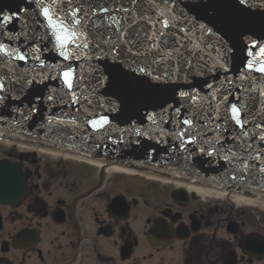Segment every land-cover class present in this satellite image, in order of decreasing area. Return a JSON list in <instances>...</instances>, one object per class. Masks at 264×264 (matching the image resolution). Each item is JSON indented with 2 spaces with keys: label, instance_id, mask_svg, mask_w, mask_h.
<instances>
[{
  "label": "water",
  "instance_id": "95a60500",
  "mask_svg": "<svg viewBox=\"0 0 264 264\" xmlns=\"http://www.w3.org/2000/svg\"><path fill=\"white\" fill-rule=\"evenodd\" d=\"M176 8L184 12L190 22L198 21L211 30L214 35L205 34L201 47L208 44L219 48L221 55L227 60V72L217 67L224 61L213 47H208L204 55L213 71L205 69L201 72L197 65L194 73L184 80L165 85L163 91L143 88L133 96L112 87L109 83L111 77L99 85L92 79L93 75L109 73L112 65L110 58L89 60L87 63L77 59L73 62V67L84 79L78 82L80 87L74 88V91L77 96L86 95L87 99H81L77 105L69 107L67 102L72 98L71 94L64 96L65 103L59 102V97L55 96L61 89L62 81L59 78H48L55 73V69H40L38 61L24 64L12 60L9 67L12 68L10 75L14 83H9L5 78V91L13 88L16 91H11V98H6L0 104V136L90 155L135 170L264 198V172L260 171L264 167V141L260 139L264 135V74L249 73L246 69L247 61L253 58L248 56L253 41L257 43L254 55L259 52L260 47H264V0H244V3L240 0H177ZM0 11L13 17L7 22L0 18V43L21 51L39 46L41 59L47 65L67 63L61 61L51 50L52 45L47 40H40L44 29L36 21L43 22V17L36 15L39 9L32 0H0ZM207 53H211V56ZM213 60L216 64H213ZM34 63L36 71L32 72L30 70ZM89 64L96 65L98 73H94ZM8 70L6 67L2 71ZM188 71L191 72V69ZM41 72L44 78L31 85L25 84L21 78ZM225 77L228 79L225 80ZM208 84L213 87L209 88ZM21 87L22 94L18 91ZM242 88L250 89L244 95L253 98L250 102L246 100V106L250 103L252 107L251 114L244 116L247 135H238L239 129L231 132L233 127L238 128L234 121L229 122L228 131L223 128L212 131L217 124L223 123L224 106L229 102L236 103L233 96L222 100V94L231 90L235 95H241ZM172 89L189 91L193 95L198 92L194 106L200 105L209 112L212 111L210 103L218 105L217 112L221 118L209 122L205 135L196 137L195 145L186 144L183 148H174L180 142L172 135L177 128L172 107H179L181 98L173 95ZM50 92L54 94L53 101L47 100ZM37 96L40 97L39 100H36ZM33 104L37 111L29 113ZM169 104L172 107H168ZM161 105L168 107L164 114V121L168 122L161 121L157 115L159 124L154 126L144 116L148 112L159 114ZM239 106L237 103V107ZM183 112L184 109H181V115ZM22 113L28 114V118L24 119ZM101 117L109 120L110 124H98L99 130H96L89 122L100 121ZM134 127L150 134L135 136L132 133ZM217 141L233 147L231 155L223 150L215 151L212 145L215 144V148L219 149ZM245 145L248 146L250 155L243 153ZM208 152L214 154L208 155ZM242 154L247 157L245 161L239 159ZM255 156L259 159L254 161ZM2 190L0 188V194H3Z\"/></svg>",
  "mask_w": 264,
  "mask_h": 264
},
{
  "label": "flooded vegetation",
  "instance_id": "af4514ba",
  "mask_svg": "<svg viewBox=\"0 0 264 264\" xmlns=\"http://www.w3.org/2000/svg\"><path fill=\"white\" fill-rule=\"evenodd\" d=\"M0 164L20 183L0 199V264H264L245 246L264 237L223 225L216 198L18 146Z\"/></svg>",
  "mask_w": 264,
  "mask_h": 264
},
{
  "label": "snow or ice",
  "instance_id": "6c2138e0",
  "mask_svg": "<svg viewBox=\"0 0 264 264\" xmlns=\"http://www.w3.org/2000/svg\"><path fill=\"white\" fill-rule=\"evenodd\" d=\"M35 7L39 9L36 15L43 17V22L37 20L36 23L44 29L40 40H47L51 45V50L56 53L61 61L54 65H47L41 59V49L25 48L21 51L15 47H8L0 43V104L6 98H11L10 89L5 91L6 85L4 79L7 78L9 83H14L11 79L12 68L9 67L12 60L27 64L29 61L39 62L40 69H55V73L48 78L62 81V86L55 96L59 97V102L65 103L64 96L71 94L68 106L77 105L81 99H87L86 95L77 96L74 88L80 87L79 81L84 77L80 75L73 67V62L77 59L88 62L89 60H100L110 58L112 65L107 75H93L92 79L97 85L109 81L110 85L118 90L125 91L135 96L143 88H151L157 91L165 90V85L186 79L196 71L198 65L203 72L205 69L213 71L212 65L204 55L206 48L213 47L220 59L224 61L217 67L225 68L227 60L221 55L220 49L214 45L205 44L201 47V42L205 34H212L210 29L199 24L198 21H189L185 13L178 11L176 8L177 0H32ZM244 3V0H240ZM0 18L3 22L10 21L13 17L4 15L0 11ZM214 35V34H212ZM11 39V37L9 38ZM257 43L253 41L248 50V56L253 57L246 63V69L249 73L259 72L264 74V47L259 48V52L254 55L253 50ZM103 54V55H101ZM211 56V53H207ZM226 55V53H225ZM213 64L216 61L213 60ZM22 65H17L21 67ZM8 68V72H3V68ZM94 73H98L96 65L89 64ZM191 69V72L188 70ZM36 71V65L30 70ZM147 77L148 79H144ZM25 84H33L44 78L43 73H37L34 76L21 77ZM228 78L225 77V80ZM231 83V81H228ZM212 88V84L207 85ZM64 89L67 91L65 92ZM19 93H23L21 87ZM250 89L242 88L241 95H235L231 90L222 94L221 99L227 100L228 96H233L236 103L229 102L223 108L222 124H217L212 131H219L223 128L228 131L230 121H234L235 126L231 132H238V135H247L245 115H250L252 107L250 103L246 106V100L250 102L251 97H245V93ZM63 93V94H61ZM175 96L181 98L179 107H172V112L177 122V128L172 133L174 138L180 142L174 145V148H183L186 144H196V137H203L209 122L213 119H220L218 114V105L210 103L212 111L205 110L202 106H194L196 95L189 91L172 89ZM40 97L37 96L36 100ZM48 101L54 100V94L50 92L47 96ZM237 103L240 105L237 107ZM168 107L161 105L159 114L148 112L144 119L151 121V124L158 126L160 120L164 121V114L167 113ZM181 109H184L181 115ZM80 111L79 108L76 109ZM243 110V112H242ZM37 108L33 104L28 112L35 113ZM215 114V115H214ZM24 119L28 114L22 113ZM102 122V123H101ZM51 123V121H50ZM91 126L99 130L98 124L108 125L110 121L101 117L100 121H90ZM135 124V121H133ZM181 125L187 127H180ZM231 132L229 135L231 136ZM132 133L135 136L149 135V132H142L140 128L134 127ZM235 139V138H233ZM264 141V135L260 136ZM206 142V141H205ZM219 143V141H217ZM215 151L223 150L231 155L233 147L219 143V149L212 145ZM204 151V149H200ZM243 153H249L248 146L245 145ZM213 155V152H208ZM236 159L235 157L233 158ZM245 161L247 157L241 155L239 158ZM259 157H253L258 160ZM247 167V164L244 165ZM264 172V167L260 168ZM236 177H233L235 179Z\"/></svg>",
  "mask_w": 264,
  "mask_h": 264
},
{
  "label": "rangeland",
  "instance_id": "374dc122",
  "mask_svg": "<svg viewBox=\"0 0 264 264\" xmlns=\"http://www.w3.org/2000/svg\"><path fill=\"white\" fill-rule=\"evenodd\" d=\"M11 148L13 145H7L4 146L3 144H0V150L6 149V148ZM43 158L45 156L41 155ZM111 174V173H110ZM116 173L112 174L115 175ZM126 178H131L133 179L132 181L136 182H142V183H150V184H155L154 181H149L141 177H129L125 175H121ZM157 183V182H156ZM159 185H164L168 186L169 184H164L161 183ZM171 186V185H169ZM175 187V186H172ZM193 191V190H190ZM215 201L220 202L221 205V220L222 224L225 225L228 221L227 226L230 224L237 225L241 231V234H250L253 233L255 235L264 237V210L260 208H249V207H240L238 208L237 206H234L231 200L227 199H215Z\"/></svg>",
  "mask_w": 264,
  "mask_h": 264
},
{
  "label": "bare ground",
  "instance_id": "6f19581e",
  "mask_svg": "<svg viewBox=\"0 0 264 264\" xmlns=\"http://www.w3.org/2000/svg\"><path fill=\"white\" fill-rule=\"evenodd\" d=\"M98 166H101V164L96 163ZM108 169L110 172H120L121 174L127 175V176H135L137 175V172L133 171L131 168H123L120 165L116 164L115 167H113V165H109ZM146 178L149 179H155L152 176L149 175H142ZM190 190H194L195 193H198L201 195V197H205V198H221V199H228L227 200H231L232 203L234 204V206H237L238 208L240 207H252V208H260L262 210H264V201H259V200H252V199H248V198H244L235 194H232V196H230L231 194H228L227 192H223V191H214L212 189L209 188H200V187H190Z\"/></svg>",
  "mask_w": 264,
  "mask_h": 264
}]
</instances>
